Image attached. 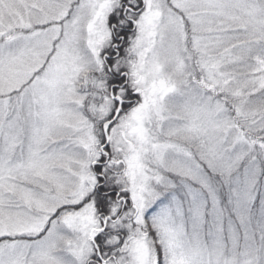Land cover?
Returning <instances> with one entry per match:
<instances>
[{"label": "snow or ice", "instance_id": "6c2138e0", "mask_svg": "<svg viewBox=\"0 0 264 264\" xmlns=\"http://www.w3.org/2000/svg\"><path fill=\"white\" fill-rule=\"evenodd\" d=\"M0 264H264V0H0Z\"/></svg>", "mask_w": 264, "mask_h": 264}]
</instances>
